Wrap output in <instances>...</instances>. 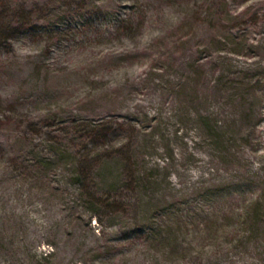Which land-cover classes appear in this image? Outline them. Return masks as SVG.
<instances>
[{
  "label": "rangeland",
  "instance_id": "rangeland-1",
  "mask_svg": "<svg viewBox=\"0 0 264 264\" xmlns=\"http://www.w3.org/2000/svg\"><path fill=\"white\" fill-rule=\"evenodd\" d=\"M2 28L0 264H259L264 0H0Z\"/></svg>",
  "mask_w": 264,
  "mask_h": 264
},
{
  "label": "trees",
  "instance_id": "trees-1",
  "mask_svg": "<svg viewBox=\"0 0 264 264\" xmlns=\"http://www.w3.org/2000/svg\"><path fill=\"white\" fill-rule=\"evenodd\" d=\"M10 29H11V27H10ZM5 31H4V28H2L1 30H0V34L1 35H3V33H4ZM73 125L74 126H76L74 123H73ZM48 127H50L49 125H47ZM66 126H68V125H65V126H63V127H60V129L61 130H63V131H65V132H67L66 131ZM35 128V127H34ZM69 128V127H68ZM85 129V128H84ZM94 128H90V129H87L86 128V131L87 132H85L84 130H83V132L81 133L80 132V130L79 129H77V137H79V138H81L82 140H84V141H86V139H88V137L89 136H91V130H93ZM82 130V129H81ZM39 131V130H38ZM75 132V131H74ZM47 133H50L49 131L47 132ZM95 136V135H94ZM52 140V139H51ZM62 151H64V152H66L68 155H72L73 157H74V160H72V162H71V165L72 164H74V163H76V164H78V170L76 169V171L75 172H73V178L75 179V182H77V183H81L80 184V186H83V188L86 186L87 187V185H86V179H87V177H88V175H89V173H88V171L86 170V168H87V164H84V163H82V161H81V159L79 160V159H77V161H75V159H76V154H74L70 149H69V147H68V145H65L64 146V148H60ZM76 153V152H75ZM40 159H43V160H46V161H49L50 163H51V165H52V163L53 162H55L57 159H60V157H58L57 155H55V154H49V155H44L43 157H41ZM39 163H38V161L37 162H35V167H38L39 165H38ZM106 200V199H105ZM261 230L263 231V233H264V227L263 226H261ZM247 242H250V241H247ZM264 243V242H263ZM262 244V243H261ZM247 245H248V243H247ZM255 248L257 249L258 247L257 246H255ZM258 253H259V255H261V259L258 261V263L259 264H264V246H263V248L260 250V251H258Z\"/></svg>",
  "mask_w": 264,
  "mask_h": 264
}]
</instances>
